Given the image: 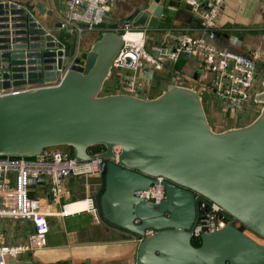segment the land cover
<instances>
[{
  "label": "water",
  "instance_id": "obj_1",
  "mask_svg": "<svg viewBox=\"0 0 264 264\" xmlns=\"http://www.w3.org/2000/svg\"><path fill=\"white\" fill-rule=\"evenodd\" d=\"M159 1L134 9L131 26L156 27ZM122 44L119 32L102 30L82 63L60 75L69 61L63 43L29 9L0 0V86L15 88L0 94V155L67 146L86 161L91 146H103L96 213L136 242L135 264H264V243L247 233L264 239V75L253 95L257 114L218 130L190 85L170 82L153 97L102 92ZM156 176L165 195L158 203L137 194ZM201 198L240 224L201 233L196 245Z\"/></svg>",
  "mask_w": 264,
  "mask_h": 264
},
{
  "label": "built area",
  "instance_id": "obj_2",
  "mask_svg": "<svg viewBox=\"0 0 264 264\" xmlns=\"http://www.w3.org/2000/svg\"><path fill=\"white\" fill-rule=\"evenodd\" d=\"M115 0H66L65 12L60 19V27L70 37H78L77 46L68 53L69 61L60 69V75L65 73L73 63H82V53L79 38L86 31H101L113 29L122 35L123 44L114 60L113 67H144L150 66L161 70L170 67L181 56L190 59L201 57L203 67L212 72L209 84L212 96L223 103L235 118H241V112L249 111L254 104L253 95L261 89L264 71L257 67L262 58L260 48L250 53H240L234 50L217 48L211 41L218 34L217 18L224 0H187L194 14L198 17L199 35H191L184 31L171 34V43H160L146 46V33L143 27H133L129 21L121 26H105L104 20ZM264 4V0H263ZM18 6V5H17ZM19 7V6H18ZM127 33L134 34L127 37ZM63 52L67 54L63 41ZM3 78L0 76V83ZM207 87V88H208ZM32 86H20L16 89H31ZM206 88V90H207ZM15 88H2L0 94L13 91ZM115 92L139 95L140 91L132 79H120L114 83ZM205 87L202 88V92ZM103 146L94 145L89 153L94 157L86 161H78L71 151L61 146L44 148L33 157L0 155V219L14 218L27 221L32 230L22 243H8L0 230V264H6L8 259H16L22 253L46 245V237L50 225V211L43 206L40 196L31 192L33 186L46 182L48 198L62 207L69 205L70 189L67 187L68 176H88L100 174ZM117 154L119 148H112ZM156 182L147 189L139 191L141 197L158 203L164 199L163 177L156 176ZM87 208L96 212L92 197H86ZM81 200V199H80ZM79 200V201H80ZM77 202V201H76ZM199 214L192 227L193 240L199 241L201 233L216 230L226 224H240L234 217L224 211L217 203L205 198L199 200ZM95 219H97L95 217ZM147 229L145 234H151ZM247 233L262 243L251 231ZM111 264H123L113 262Z\"/></svg>",
  "mask_w": 264,
  "mask_h": 264
},
{
  "label": "crops",
  "instance_id": "obj_3",
  "mask_svg": "<svg viewBox=\"0 0 264 264\" xmlns=\"http://www.w3.org/2000/svg\"><path fill=\"white\" fill-rule=\"evenodd\" d=\"M19 7L30 10L35 19L59 41L64 40V29L60 19L65 12L66 0H12ZM40 2L44 8L40 12L35 4ZM152 0H115L105 16V26H121L136 8L145 9ZM161 14L156 27L145 26L146 46L171 43V34L184 31L199 35L198 17L187 0H160ZM218 34L211 41L217 48L250 53L255 48L262 50V58L257 67L264 71V4L263 0H224L217 18ZM100 31V30H99ZM99 31H86L79 38L81 51H86ZM73 47L65 43L66 52L71 53L77 46L78 37H72ZM75 43V44H74ZM213 74L205 69L201 57L187 59L181 56L170 67L161 70L150 66L130 68L116 67L111 81L132 79L140 91L139 95L153 97L160 93L168 83L177 82L197 88L203 97L207 117L215 129L247 123L252 118L257 103H251L249 111L241 118H235L222 102L212 96L208 87ZM205 90L202 92V88ZM208 87V88H207ZM207 88V90H206ZM100 175L68 176L70 189L69 205L85 200L86 206L80 210L67 211L61 203L48 198L47 183L33 186L31 192L40 196L43 206L51 214L48 216L49 231L46 245L22 253L14 264H135L136 242L121 231L104 223L95 211L87 208L86 197L94 198L100 185ZM95 217L97 219H95ZM0 230L8 243H22L32 230L23 219L1 218ZM10 259L7 260L6 264Z\"/></svg>",
  "mask_w": 264,
  "mask_h": 264
},
{
  "label": "trees",
  "instance_id": "obj_4",
  "mask_svg": "<svg viewBox=\"0 0 264 264\" xmlns=\"http://www.w3.org/2000/svg\"><path fill=\"white\" fill-rule=\"evenodd\" d=\"M102 31V30H101ZM101 31H99L98 32V34H97V36L99 35V33L101 32ZM96 36V37H97ZM84 56H85V51L82 53V61H83V58H84ZM115 68L116 67H113L112 68V74H111V76L114 74V71H115ZM114 83L115 82H112L111 81V77L105 82V84H104V87H103V91L102 92H104V93H107V92H115V89H114ZM194 244H198V241H194Z\"/></svg>",
  "mask_w": 264,
  "mask_h": 264
},
{
  "label": "rangeland",
  "instance_id": "obj_5",
  "mask_svg": "<svg viewBox=\"0 0 264 264\" xmlns=\"http://www.w3.org/2000/svg\"><path fill=\"white\" fill-rule=\"evenodd\" d=\"M74 40V38H72V37H70V36H67L66 34H64V40L62 39V41L64 42V43H66L67 45L69 44L70 45V47H73L72 45H73V43H72V41ZM75 44V43H74ZM259 104H257V108L253 111V114H252V117L251 118H253L256 114H257V112H258V110H259ZM246 111H243V112H241L240 114L242 115V117L244 116V115H246V113H245ZM61 147H63L64 149H66V150H68V151H71V148L70 147H67V146H61Z\"/></svg>",
  "mask_w": 264,
  "mask_h": 264
},
{
  "label": "bare ground",
  "instance_id": "obj_6",
  "mask_svg": "<svg viewBox=\"0 0 264 264\" xmlns=\"http://www.w3.org/2000/svg\"><path fill=\"white\" fill-rule=\"evenodd\" d=\"M134 34L132 33H127L126 36L127 37H133ZM86 206V201L85 200H80V201H77L75 203H72L70 205H68L66 207V210L67 211H74V210H77V209H81V208H84ZM78 211V210H77Z\"/></svg>",
  "mask_w": 264,
  "mask_h": 264
}]
</instances>
